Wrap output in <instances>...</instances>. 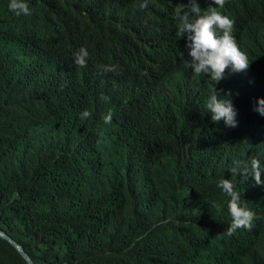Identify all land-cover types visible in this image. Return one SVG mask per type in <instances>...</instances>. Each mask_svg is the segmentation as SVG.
I'll return each mask as SVG.
<instances>
[{"label":"trees","instance_id":"obj_1","mask_svg":"<svg viewBox=\"0 0 264 264\" xmlns=\"http://www.w3.org/2000/svg\"><path fill=\"white\" fill-rule=\"evenodd\" d=\"M25 2L16 15L0 0V229L34 264H264V183L251 175L257 159L264 181V0H198L234 21L251 62L219 83L193 74L176 34L189 0ZM215 90L235 127L212 122ZM222 179L255 213L251 230L226 235ZM0 264L28 263L0 236Z\"/></svg>","mask_w":264,"mask_h":264},{"label":"clouds","instance_id":"obj_2","mask_svg":"<svg viewBox=\"0 0 264 264\" xmlns=\"http://www.w3.org/2000/svg\"><path fill=\"white\" fill-rule=\"evenodd\" d=\"M150 0H139L138 8L146 9ZM227 0H212V4L223 9ZM10 11L16 15H29L31 9L25 0H10L8 4ZM174 18L179 20V27L176 34L181 38L186 33L188 52V66L193 70L194 75L208 74L210 79L219 83L224 78V73L229 65L234 72L246 71L250 65L248 56L242 52L232 35L234 21L223 15L216 7L209 6L206 10H201L198 0H189L187 5L180 4L174 8ZM183 55V53H181ZM89 52L85 47H81L74 53V62L80 67H85ZM105 73L117 72L118 65L101 66ZM215 83V84H216ZM102 100L110 98L101 96ZM207 112L211 113V120L218 123L224 121L226 127H235L236 112L230 100L219 99L215 92L210 96L206 104ZM254 111L264 116V99H259ZM91 113L85 110L81 114V119L89 118ZM105 123L111 122V115L104 117ZM243 167V175L246 178L248 173L247 162H240ZM251 175L255 183L260 185L264 183L261 180V165L257 159L251 160ZM218 187L230 197L228 211L232 222L226 229V235L231 236L237 229L251 230L253 220L256 219L255 213L241 206V197L235 191V185L232 180L222 179ZM218 210L219 204H214Z\"/></svg>","mask_w":264,"mask_h":264},{"label":"water","instance_id":"obj_3","mask_svg":"<svg viewBox=\"0 0 264 264\" xmlns=\"http://www.w3.org/2000/svg\"><path fill=\"white\" fill-rule=\"evenodd\" d=\"M0 236L6 239L11 244H13L15 248L21 253V255L28 264H34L29 254L23 249V247L19 243H17L15 240L4 234L2 231H0Z\"/></svg>","mask_w":264,"mask_h":264},{"label":"bare ground","instance_id":"obj_4","mask_svg":"<svg viewBox=\"0 0 264 264\" xmlns=\"http://www.w3.org/2000/svg\"><path fill=\"white\" fill-rule=\"evenodd\" d=\"M0 231H2L1 229H0ZM4 234H6L4 231H2ZM7 236H9L8 234H6ZM10 237V236H9ZM3 238V237H2ZM10 238H12V237H10ZM13 239V238H12ZM13 240H15V239H13ZM16 241V240H15ZM17 242V241H16ZM18 243V242H17ZM13 245V244H12ZM14 246V245H13ZM22 246V245H21ZM15 247V246H14ZM24 249V248H23ZM25 250V249H24Z\"/></svg>","mask_w":264,"mask_h":264}]
</instances>
